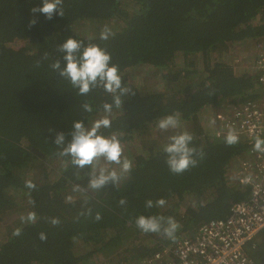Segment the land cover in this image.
I'll return each instance as SVG.
<instances>
[{
	"label": "trees",
	"instance_id": "16d2710c",
	"mask_svg": "<svg viewBox=\"0 0 264 264\" xmlns=\"http://www.w3.org/2000/svg\"><path fill=\"white\" fill-rule=\"evenodd\" d=\"M42 6V0H0V220L26 219L29 212L37 216L34 223L22 221L20 235L13 234L16 229L0 238V264H86L99 253L116 258L124 254L119 264H139L246 199L249 188L238 182L231 187L227 177L246 146L212 139L201 112L257 97L255 75L237 73L222 59L232 54L234 45L264 41V0H63L64 17L54 14L52 20L31 13ZM30 19L37 21L31 28ZM109 21L116 26L107 40L68 35L74 24ZM68 38L105 48L119 74L153 69L163 85L162 91L150 93L122 81L131 93L122 97L120 109L113 108L111 127L100 131L104 136L117 133L124 149L134 145V153L125 150L122 156L132 161V170L117 187L109 184L94 193L73 191L75 185L87 188L91 168L77 175L70 158L56 154L53 141L57 132L70 141L75 121L91 127L93 119L104 115L101 105L112 97L102 89L78 95L51 70L56 59L66 66L58 47ZM13 42L22 46L14 49L9 46ZM179 57L188 61L175 70ZM194 57L200 59L197 78ZM85 103L92 112L84 111ZM169 114H178L180 127L153 139L151 127ZM182 131L193 135L191 146L202 150L203 158L196 157V167L173 174L163 149L171 135ZM34 170L40 172L38 179ZM29 180L34 190L25 187ZM121 198L127 199L124 206ZM160 198L167 201L163 208L145 207L146 200ZM140 215L174 217L180 225L175 239L143 233L135 225ZM52 218L60 223L53 226ZM40 233L45 240L39 239ZM76 241L96 249L75 255ZM250 253L260 262L264 247L257 245Z\"/></svg>",
	"mask_w": 264,
	"mask_h": 264
},
{
	"label": "clouds",
	"instance_id": "9594fccd",
	"mask_svg": "<svg viewBox=\"0 0 264 264\" xmlns=\"http://www.w3.org/2000/svg\"><path fill=\"white\" fill-rule=\"evenodd\" d=\"M42 7H33L31 13L34 15L39 12L44 14L46 19L52 20L54 14L64 17L63 0H42ZM35 19H30L29 28L36 24ZM112 35L111 29L105 25L100 32V39L107 40ZM81 49L82 52H81ZM58 52L63 53V60L66 66L61 67V62L56 59L49 67L52 71L59 73L61 77L69 81L73 89L78 90V95L85 96L94 89H102L111 95V102H104L101 107L104 115L96 119L91 127H85L83 121H75L72 124L70 133L71 140L65 142V133L57 132L53 143L59 149L56 153L59 157H69L71 164L79 171L90 167L88 173V184L86 189H81L75 185L73 191H90L96 192L107 185L118 186L123 174H128L132 170V161L123 156V147L117 133L110 136H104L101 133L102 128L111 127L109 118L113 108L120 109L124 103L122 97L129 95L131 89L122 86V77L119 74L118 65L111 63V54L105 48H101L95 43L84 45L83 41L68 38L66 42L58 47ZM79 53V55H76ZM46 58V57H45ZM40 62L37 61V66ZM264 80V77H262ZM84 111L92 112L90 104L82 105ZM214 123V121H213ZM157 128L162 132L169 129H178L180 121L178 114H169L158 119ZM51 131V130H50ZM193 135L187 131L177 132L169 137V143L163 151L167 154L166 164L173 174H182L191 167L198 165L199 156L203 158V151L191 146ZM239 142V136L235 130H229L225 136V143L229 146ZM253 151L264 154V138L259 135L254 137ZM120 166L118 172L109 165ZM25 187L34 190L36 185L31 181L25 182ZM69 199H71L69 197ZM127 203L126 198H121L119 204L124 206ZM167 201L164 198L157 199L155 202L151 199L145 201V207L163 208ZM91 214V209H88ZM83 214V213H81ZM26 223H34L37 220L35 212H29L27 218H21ZM95 219L99 221L101 215L96 214ZM51 224L56 226L60 223L58 218H52ZM136 227L143 233L160 234L168 239H175V233L180 227L178 222L171 216L163 215H140L135 219ZM14 235H20V229H17ZM39 239L45 240L44 233L39 234Z\"/></svg>",
	"mask_w": 264,
	"mask_h": 264
},
{
	"label": "built area",
	"instance_id": "2783aa9c",
	"mask_svg": "<svg viewBox=\"0 0 264 264\" xmlns=\"http://www.w3.org/2000/svg\"><path fill=\"white\" fill-rule=\"evenodd\" d=\"M252 72L260 89L255 98L230 102L210 116L212 139L225 140L235 130L246 152L235 172L237 182L249 188L246 199L234 203L222 218L211 219L176 243L162 246L139 264H263L250 255L264 231V154L253 151L254 137L264 138V41L253 44ZM214 121V123H213Z\"/></svg>",
	"mask_w": 264,
	"mask_h": 264
},
{
	"label": "rangeland",
	"instance_id": "374dc122",
	"mask_svg": "<svg viewBox=\"0 0 264 264\" xmlns=\"http://www.w3.org/2000/svg\"><path fill=\"white\" fill-rule=\"evenodd\" d=\"M105 25H107L112 31L113 28L116 26V23L114 21L105 22L103 24L78 23V24H74L69 29L68 35H70L74 32L75 34L82 35L84 37H96V36L100 35V32L104 28ZM9 46L14 48V49H18L22 46V43L13 42ZM230 50L232 51V54L223 55L222 61L228 62L231 65H233L234 69L237 73L238 72L242 73L244 71L251 73L252 72V61L254 60V56H255L253 45L251 46L250 43H242L241 45L240 44L234 45L233 47L230 48ZM193 59L195 60V64H196L195 68L197 70H199V69L201 70V68H200L201 66H200V62H199L200 59L197 57H194ZM187 61H188L187 59H181V57H179L177 59V62H176V68H174V69L175 70L182 69L184 63ZM231 62H233V64ZM200 70H199L198 74L195 76V78L200 77ZM120 75L122 77V81H125V83L130 84V85L131 84L132 85L133 84H136V85L139 84V86L141 87V89L144 92H150V93L154 92L155 93V92L162 91L163 85L160 82L159 74L157 75L156 71H154L153 69H150L147 67H140L135 71H127V72L121 73ZM212 110L207 108L201 112V119H202L203 124L207 125L206 126L207 131H208V129H210L209 128L210 127L209 121H210V116H211ZM99 118H101V117H97V118L93 119L92 122H94L96 119H99ZM109 118H111V116ZM156 124H154L151 127L153 129L151 135H153V139H158L157 137H159V140L163 139V136H162L163 132L157 128ZM209 133H210V130H209ZM125 150H127V151H125ZM124 151H125V153H127V152L129 153V151L131 153H134V145L130 144V146H126ZM126 156L127 155H125V157ZM238 166H239V161L237 162V164L235 166H233V168L227 174L228 181H229L231 187L233 186V184H237V180L235 178L236 177L235 172L238 169ZM109 167L116 169L118 172L120 171V166H118V165L113 164V165H109ZM55 169L58 170L57 164H55ZM34 172L36 173L34 177H36V179H38L40 172H38L36 170H34ZM52 178H55L54 174H52ZM9 213H11V212H8L7 214H9ZM22 217H23L22 215L16 216L15 218L3 216L2 220H0V238L4 239L8 234H11L19 226H21L23 224L22 219H21ZM257 245H261L262 247H264V231H262L257 236L256 249L255 250H257ZM95 249L96 248L90 247L88 245H82L80 241H76V242H74L73 253L75 255L82 256L84 254L89 253L90 251L95 250ZM113 255L114 254L107 255L106 253L95 254L94 256H92L88 259L86 264H119L118 261L119 260L122 261L124 259L123 258L124 254L123 255L119 254L118 258L114 257ZM259 260H260V263L264 264V258L260 257ZM128 262L129 261H127V263Z\"/></svg>",
	"mask_w": 264,
	"mask_h": 264
}]
</instances>
